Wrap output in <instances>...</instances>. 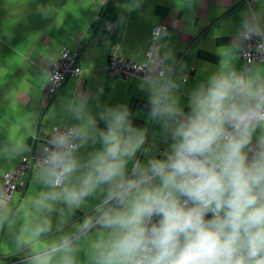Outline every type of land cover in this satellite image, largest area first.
Returning a JSON list of instances; mask_svg holds the SVG:
<instances>
[{"label":"clouds","instance_id":"1","mask_svg":"<svg viewBox=\"0 0 264 264\" xmlns=\"http://www.w3.org/2000/svg\"><path fill=\"white\" fill-rule=\"evenodd\" d=\"M234 58L218 50L186 102L153 82L144 125L127 104H73L75 122L37 153L20 240L72 230L26 264H264V74Z\"/></svg>","mask_w":264,"mask_h":264},{"label":"crops","instance_id":"2","mask_svg":"<svg viewBox=\"0 0 264 264\" xmlns=\"http://www.w3.org/2000/svg\"><path fill=\"white\" fill-rule=\"evenodd\" d=\"M250 21L264 32V0H0V184L28 153L17 154L22 146L30 149L37 139L45 141L75 122L69 111L75 103L86 101L94 111L127 104L144 125L152 83L170 79L186 102L188 92L220 67L218 50L235 57L236 70L264 74V65L245 68L241 60L242 32ZM158 25L168 30L159 40L148 80L108 72L112 52L144 61ZM64 49L80 50L83 74L50 98L49 69ZM224 66L229 67L227 60ZM33 172L16 205L0 208L5 264H26L24 258L72 230L70 222L50 235L32 238L24 232L27 243L21 242V232L35 222L29 207L39 190L31 183ZM79 259L85 261L83 253Z\"/></svg>","mask_w":264,"mask_h":264},{"label":"built area","instance_id":"3","mask_svg":"<svg viewBox=\"0 0 264 264\" xmlns=\"http://www.w3.org/2000/svg\"><path fill=\"white\" fill-rule=\"evenodd\" d=\"M167 30L168 27L166 25H158L152 29L150 46L145 53V60L142 62L130 59L118 52H112L108 58V72L116 74L122 78L138 77L143 80H148L151 69L150 67L154 60L155 50L160 38ZM258 32H260V35L251 38H249V33L246 31V27L242 32L240 56L245 68H248L253 64L264 65V32ZM80 54L81 52L79 49H64L59 57L51 64L49 69V86L47 93L50 98L56 95L64 87L67 81L82 76L83 69L80 65ZM158 75L160 77L164 76L165 70L161 69ZM67 127L59 128L55 132L63 131ZM49 138L45 141L37 139L29 149L28 153L22 157L20 162L13 169L6 171L2 175L0 198L5 201L4 207H13L16 205L17 199L24 196L29 185L31 174L33 170H35V165L38 163L37 153L45 146ZM25 259H28V257L24 258V260ZM0 264H5L2 262L1 257Z\"/></svg>","mask_w":264,"mask_h":264}]
</instances>
